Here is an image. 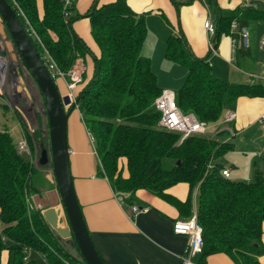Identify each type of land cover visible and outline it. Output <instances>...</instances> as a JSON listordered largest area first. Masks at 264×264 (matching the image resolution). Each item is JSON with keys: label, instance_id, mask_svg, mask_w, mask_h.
Here are the masks:
<instances>
[{"label": "trees", "instance_id": "16d2710c", "mask_svg": "<svg viewBox=\"0 0 264 264\" xmlns=\"http://www.w3.org/2000/svg\"><path fill=\"white\" fill-rule=\"evenodd\" d=\"M7 1L41 59L44 47L66 71L77 58L83 65L86 55L90 58L91 74L88 78L81 76L72 95L94 140L101 166H97V175L108 180L115 194L146 190L166 200L184 219L191 215L195 190V216L202 242L198 262L207 256L223 255L232 264H262L264 156L261 170H255L250 181H233L221 174L223 164L218 161L233 148V133L228 129L211 136L193 134L180 139L178 133L156 127L159 112L152 102L162 89L149 57L140 51L146 35L144 13L133 11L126 0L98 5L92 0L83 12H72L71 5L64 18L62 0H41L40 14L35 0ZM172 1L177 8L190 0ZM205 1L216 6V0ZM84 16L97 53L72 28L73 20ZM216 17L214 39L221 32L228 33L233 18L264 20V11L243 5L222 14L217 8ZM164 54L186 68L183 82L174 91L175 103L198 121L216 122L240 96L264 97L262 82L236 83L213 76L206 56H195L181 32L166 36ZM41 149L46 148L41 146L37 151ZM162 159L171 161L169 168L162 166ZM34 171L32 162L15 151L9 133L0 130V260L6 252L5 264H35L27 257V251L32 250L47 264H85L67 254L38 210L27 214L24 194L32 193L30 178ZM177 183L188 186L183 201L165 193Z\"/></svg>", "mask_w": 264, "mask_h": 264}, {"label": "crops", "instance_id": "0c3cea01", "mask_svg": "<svg viewBox=\"0 0 264 264\" xmlns=\"http://www.w3.org/2000/svg\"><path fill=\"white\" fill-rule=\"evenodd\" d=\"M35 1L40 14L41 0ZM108 1L111 0H97V5ZM251 1H258V3L254 4ZM91 2L92 0H73L72 12L85 11ZM126 2L133 11L144 13L145 25L147 24L148 29H152L153 37L157 40L153 50H149L148 47L144 50L141 45V53L148 56L151 61L162 60L161 64L181 66L179 67L181 76L177 83L172 78L170 83L163 84L167 86L166 88L178 86L186 74V68L183 65L168 60L163 54L166 36L175 32L183 34L195 56H206L211 73L215 77L229 82L252 83L249 81L248 72L264 74V49L259 44L264 33V20L235 17L230 22L228 33L221 32L216 39L213 38L214 33H208L203 27V21L208 18L214 28H217V8L220 13L228 14L229 9L231 11L243 5L259 8L263 0H216V6L208 4L205 0H190L187 3L178 4L177 8L172 0H126ZM72 28L94 53L98 52V47L89 32L87 17L74 19ZM209 40L215 43L214 53L208 49ZM74 65L81 70V76L86 78L90 76L91 60L87 55L84 65L81 58H77ZM150 67L153 71V62ZM155 76L157 85L161 88L162 83L158 81L156 74ZM252 81L262 82L257 81L256 78ZM54 82L60 95L67 93L62 77L57 76ZM18 88L19 83L16 85L17 90ZM23 90L25 91V88ZM38 101V104H42L41 97ZM38 104L35 108L28 104L24 110L31 114L28 120L32 129H39L42 133L45 131L46 119ZM226 110L228 111L227 120L223 121L214 133L222 129H231L232 138H235L249 130L258 131L259 126L264 130V124L258 122L259 116L264 111V97L240 96L235 100L233 108ZM14 119L15 125L9 128L0 127V130H6L9 133L13 144L21 139L22 135L26 138L18 119L15 117ZM90 136L92 137L79 111L76 107L71 109L66 119L69 171L81 215L100 257L108 264H181L186 237L172 232V223L181 219L176 208L163 198L142 189L132 194L116 195L108 180L97 175L98 162L92 152ZM230 141L233 143L232 139ZM31 154H33L32 151ZM35 168L36 175H31L33 176V183L31 182L33 201L40 206V213L47 208H53L58 224L63 227L66 221L55 184L44 171L47 166H35ZM223 168L227 166L223 165ZM165 193L178 201H183L187 196L188 186L177 183L168 188ZM195 196L194 190L191 195V214L195 212ZM133 205L138 208L136 212L131 210ZM261 242L264 247V223ZM6 258L7 254L3 252L0 264H5ZM191 259L197 264H232L223 255L207 256L201 263L198 262V254ZM259 262L264 264V254L259 258Z\"/></svg>", "mask_w": 264, "mask_h": 264}, {"label": "water", "instance_id": "95a60500", "mask_svg": "<svg viewBox=\"0 0 264 264\" xmlns=\"http://www.w3.org/2000/svg\"><path fill=\"white\" fill-rule=\"evenodd\" d=\"M0 22L41 97L48 144L47 150L39 151L36 166H50L66 225L60 227L53 208L43 210L41 216L70 257L82 260L85 264H108L100 257L89 236L69 171L66 119L75 107V99L70 101L67 94L58 93L29 34L7 0H0Z\"/></svg>", "mask_w": 264, "mask_h": 264}, {"label": "rangeland", "instance_id": "374dc122", "mask_svg": "<svg viewBox=\"0 0 264 264\" xmlns=\"http://www.w3.org/2000/svg\"><path fill=\"white\" fill-rule=\"evenodd\" d=\"M253 2V1H251ZM254 4L258 3V1H254ZM260 9L264 11V0L259 6ZM230 13V9L228 10ZM148 21H152V19H148ZM145 22V21H144ZM146 26V35L143 42L144 50H153L156 47V38L153 37L152 29H148ZM242 43V39H241ZM164 44V43H163ZM165 48V45H164ZM142 49V47H141ZM0 51L3 54H8L9 58L12 55L11 69L9 72V87L12 85H17L19 83L18 90L13 88V90H9V92L4 96L3 101H0V127L9 128L10 126L15 125V118L18 119L20 125L25 131V136L27 138V147L31 149L33 152L31 158H37L39 155V151H37L41 146L47 149V136H46V126L45 131L41 133L39 129H32L29 124V114L24 109L29 105L35 106L38 104V100H40V95L36 88L33 79L30 77L28 72L26 71L24 65L22 64L17 52L10 39L8 38L7 33L5 32L3 25L0 22ZM164 54V51H163ZM164 58V57H163ZM154 60V59H153ZM153 62V71L157 75L158 81L162 83L161 89H167L172 92L176 91V89L183 82L178 83V86L175 88H166L163 84L170 83L173 78L174 81H178L179 76H181V70L179 71V67H175L172 64L162 63V60H156ZM150 63V64H151ZM181 65V64H180ZM184 72V71H183ZM184 77V76H183ZM25 88V91L23 90ZM21 90V92H20ZM17 91V92H16ZM16 92V93H15ZM21 97V98H20ZM41 108L42 104H38ZM264 112V111H263ZM228 111L224 110L221 113V116L216 122L206 124L205 131L208 135H212L222 124L223 121L227 120ZM14 116V117H13ZM45 119V118H44ZM231 130V129H229ZM258 131L249 130L246 131L243 135H239L235 138H231L234 143V148L227 152L225 155L221 156L218 160L224 166H227L229 169V179L233 181H250L253 178V174L255 170H261L262 167V157L264 156V130L261 126L258 127ZM45 133V134H44ZM29 138V140H28ZM27 159V158H26ZM162 166L164 168H169L171 161L168 159H162ZM230 166H233L234 169H230ZM37 173V169L33 173L35 176ZM33 176H31L30 181L33 183ZM27 257L32 259L35 264H46L42 259L40 254L29 250L27 251Z\"/></svg>", "mask_w": 264, "mask_h": 264}, {"label": "built area", "instance_id": "2783aa9c", "mask_svg": "<svg viewBox=\"0 0 264 264\" xmlns=\"http://www.w3.org/2000/svg\"><path fill=\"white\" fill-rule=\"evenodd\" d=\"M73 0H62V17L66 18L68 15V8L72 5ZM26 20V19H25ZM27 21V20H26ZM204 29L210 33H214V25L207 18L203 21ZM28 33V32H27ZM34 33V32H33ZM35 34V33H34ZM37 40L40 43L39 38L35 35ZM260 46L264 49V33L259 41ZM208 49L210 52H215L214 44L209 40L207 43ZM42 61L50 74L51 78L54 79L57 76H60L65 81L66 94L69 96L70 101L73 100L72 90L74 86L81 81V70L75 65L66 71L61 70L49 52L43 47L42 49ZM41 58V57H40ZM12 61L9 58L8 54H3L0 51V101H3L4 96L9 92V90H13L16 88V85H12L9 87V72L11 69ZM249 81L253 82L252 79L256 78L257 81H262L264 84V74H254L252 72H248ZM152 106L154 110L159 112V118L156 122V127L158 129L176 132L180 135V139H183L189 135L197 134V135H208L205 131L206 123L198 121L191 113L182 112L179 107L175 103L174 92L162 89L160 93L154 98L152 102ZM231 115H229L230 117ZM258 122L264 124V112L259 116ZM231 133V130H229ZM89 141L92 145V152L97 158L98 166H100V161L96 150L94 148V140L90 136ZM15 151L21 155L22 157H26L28 160L32 162L34 166H36L37 158H31V150L27 147L26 138L22 135L21 139L17 140L14 144ZM47 168L44 170L53 180L51 168L49 165H46ZM210 164H207L209 167ZM37 167V166H36ZM221 174L224 177L229 176V169L222 168ZM24 204L26 208L27 214L30 211L38 210L39 205L35 204L33 201V195L30 192H26L24 194ZM132 212H136L138 208L133 205L131 206ZM40 212V211H39ZM1 229V225H0ZM172 232L174 234L184 235L186 237V246L184 249V254L181 256V264H197L192 261V257L195 254L200 252L201 248V227L196 222L195 212L192 213L189 217L184 219H177L172 223ZM3 239V236L1 235Z\"/></svg>", "mask_w": 264, "mask_h": 264}, {"label": "bare ground", "instance_id": "6f19581e", "mask_svg": "<svg viewBox=\"0 0 264 264\" xmlns=\"http://www.w3.org/2000/svg\"><path fill=\"white\" fill-rule=\"evenodd\" d=\"M10 57H11L10 60L13 61V60H12V55H10ZM11 63L13 64V62H11Z\"/></svg>", "mask_w": 264, "mask_h": 264}]
</instances>
